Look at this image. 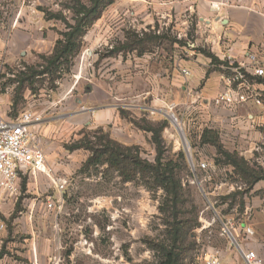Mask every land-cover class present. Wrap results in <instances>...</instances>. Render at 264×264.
Instances as JSON below:
<instances>
[{
    "label": "rangeland",
    "instance_id": "rangeland-1",
    "mask_svg": "<svg viewBox=\"0 0 264 264\" xmlns=\"http://www.w3.org/2000/svg\"><path fill=\"white\" fill-rule=\"evenodd\" d=\"M34 1L0 2V115L16 118L26 110H34L49 117L38 126L47 165L52 176L63 177L67 185L53 199L55 209L46 217H60L56 229H61L64 243L73 245L70 257L60 255V264H171L172 248L182 254L184 264H203L202 255L208 249H218L225 256L226 246H236L235 221L242 217L236 205L239 197L228 199L231 193H227L230 184L244 181L222 165L215 172L199 167L201 158L194 147L201 146L193 140L181 117L176 116V121L164 111H135L125 116L131 123L128 127L122 129L119 123L112 131L108 125L77 122L70 114L88 104L95 83L108 82L114 74L112 84L119 82L121 51L126 55L137 48H159L162 39L151 37L136 46L138 35L132 24L136 21L121 12L122 0H115L85 29L79 51L68 64L56 72L32 75L46 65V56L54 50L61 33L68 31L67 24H75L74 7L79 6L78 2L92 5V0ZM117 5L118 12L110 14V8ZM20 11L25 19L33 21L34 28L26 43L13 45L8 22ZM48 29L58 36L51 47L43 42ZM153 33L149 30L144 35ZM160 33L162 38L176 40L179 56L187 55L181 47L192 38L191 28L185 36L180 30L166 28ZM125 36L128 41L123 39ZM168 45L166 41L160 48ZM223 69L230 72L227 67ZM256 80L264 93V80ZM115 85L119 89V84ZM131 119L142 125L153 122L155 128L167 120L161 131V167L171 164L182 184V199L176 206L164 179L138 164L139 160L156 164L158 147L153 134L140 129ZM257 129L260 134L249 159L251 167L264 172V122ZM113 144L120 147L116 156H112ZM47 180L54 186L52 178ZM27 184V176H22L12 206L21 211L17 217H27V201L33 197ZM52 185L41 194L43 200L47 194L53 195ZM8 209L4 214L0 211V217H13L14 209ZM175 217L181 234L173 245Z\"/></svg>",
    "mask_w": 264,
    "mask_h": 264
},
{
    "label": "crops",
    "instance_id": "crops-1",
    "mask_svg": "<svg viewBox=\"0 0 264 264\" xmlns=\"http://www.w3.org/2000/svg\"><path fill=\"white\" fill-rule=\"evenodd\" d=\"M121 5L124 6L121 12L136 21L132 24L136 25L138 37L149 30L159 35L163 28L180 30L185 36L191 28L192 38L181 47L187 55L179 56L178 44L170 38H160L163 44L152 50L137 48L126 55L121 51L120 80L116 82L119 89L116 83L112 84L116 74L111 76L112 80L103 81L104 84L102 81L95 83L88 104L70 114H74L77 122H92L96 127L108 125L113 131L115 124L120 123L122 129L131 124L121 111L126 114L164 111L181 117L193 140L199 142L201 147H194V151L201 161L209 163V171L215 172L221 165L214 160L216 147L201 143L205 129L216 131L225 149L239 153L250 162L260 134L257 126L264 122V103L247 102L232 108L216 105L213 98L225 89L226 73L217 70L211 59L197 48H206L220 60L242 61L246 60L248 52H256L264 61V0H122ZM119 9V5L111 7L110 14H116ZM21 12L8 22L13 45L26 43L34 28L33 21L25 19ZM47 35L43 42L51 47L58 36L50 29ZM126 37L123 39L128 41ZM166 41L168 48H160ZM48 118L42 116V121ZM222 166L233 172L232 167ZM22 176H27V189L33 195L27 201V217H17L21 211L12 207L15 206L14 197L3 194L0 197L3 214L6 207L15 211L13 217H0V223L5 226L0 229V264H60V255L65 253L70 257L73 245L64 243L61 229H56L55 223L59 225L60 217L46 216L55 209L47 207L48 201L60 196L62 191L53 186L43 172L33 174L25 169ZM51 185L53 195L47 194L43 200L41 194ZM229 190L227 194L241 193L236 196L242 217L233 225L235 241L264 258V179L251 185L230 184ZM247 226L254 230L253 236L246 235ZM235 245V248L226 246L224 260L243 264L241 251Z\"/></svg>",
    "mask_w": 264,
    "mask_h": 264
},
{
    "label": "built area",
    "instance_id": "built-area-1",
    "mask_svg": "<svg viewBox=\"0 0 264 264\" xmlns=\"http://www.w3.org/2000/svg\"><path fill=\"white\" fill-rule=\"evenodd\" d=\"M245 58L242 61L229 58V66H222L229 68L230 72L224 75L225 89L213 98L216 105L232 108L247 102L263 104L264 94L256 79L264 80V61L256 52H248ZM171 116L178 121L174 114ZM41 121V113L34 110H26L16 118L0 115V197L2 194L8 197L18 195L19 181L25 169L33 174L43 172L48 177L52 176L53 171L47 165V154L39 133ZM199 167L206 169L210 165L207 161H201ZM52 181L60 191L65 190L66 179L56 176ZM54 206L53 200H49L47 207L52 209ZM4 227L0 223V229ZM224 230L232 235L227 228ZM245 232L247 236L254 235V230L249 226L245 227ZM235 243L241 251L243 264H264V258L255 250L244 249ZM202 258L203 264H240L225 262L223 252L218 249L204 251Z\"/></svg>",
    "mask_w": 264,
    "mask_h": 264
},
{
    "label": "trees",
    "instance_id": "trees-1",
    "mask_svg": "<svg viewBox=\"0 0 264 264\" xmlns=\"http://www.w3.org/2000/svg\"><path fill=\"white\" fill-rule=\"evenodd\" d=\"M115 0H92V5L88 6L86 4L78 2L79 6H75V24H67L68 31L62 32V37L59 38L56 42L54 50L48 56H46V65L43 66V69L40 71L35 72L32 75H42L47 73V71H57L61 65L68 64L69 59L72 56L77 55L80 44L81 38L85 35V29H87L90 25H92L96 20H98L104 10L114 3ZM59 17V14L55 15ZM137 36V35H136ZM153 37V40L162 38L159 34L153 35H144L143 37H137L138 45H143L150 38ZM183 45L182 41L179 42ZM129 46V43H125V45ZM197 50L204 55L208 56L211 59V64L217 70H221L224 73H228V71L224 70L222 66H229L228 60H220L217 56L211 53L206 48L198 47ZM124 116H127L124 111H121ZM131 121L136 124L140 129L144 131L151 132L154 136V139L157 144V157H156V164H152L143 160H139L138 164L142 168L153 170L157 173L159 177H162L167 184L169 192L172 194V200L174 201L175 206L181 202L182 199V184L177 178L176 173L174 172L173 168L170 166L171 164H167L165 168L161 167V131L167 126V120L161 122L158 128H155V123H147V124H140L135 122L133 119ZM201 143H210L217 149V155L214 158L215 163L217 165H224L227 167H232L233 172L240 176V178L246 183L247 185H251L261 179H264V172L262 170L255 169L251 167L250 162L246 160L243 156H241L237 152H230L224 148L223 144L221 143V139L219 134L210 129H205L201 135ZM111 152L113 153L112 156H116L119 153V145H111ZM183 154V153H181ZM240 192H233L229 195L230 197H236ZM178 217H175L173 222L174 224V238H173V245L177 244L180 240L181 228L179 227V222L177 221ZM177 226V227H176ZM176 248V247H175ZM172 248L170 250V254L172 256L171 264H184L183 256L181 253Z\"/></svg>",
    "mask_w": 264,
    "mask_h": 264
},
{
    "label": "water",
    "instance_id": "water-1",
    "mask_svg": "<svg viewBox=\"0 0 264 264\" xmlns=\"http://www.w3.org/2000/svg\"><path fill=\"white\" fill-rule=\"evenodd\" d=\"M230 236L232 237V235L230 234ZM234 239V238H233Z\"/></svg>",
    "mask_w": 264,
    "mask_h": 264
},
{
    "label": "bare ground",
    "instance_id": "bare-ground-1",
    "mask_svg": "<svg viewBox=\"0 0 264 264\" xmlns=\"http://www.w3.org/2000/svg\"><path fill=\"white\" fill-rule=\"evenodd\" d=\"M174 119V118H173Z\"/></svg>",
    "mask_w": 264,
    "mask_h": 264
}]
</instances>
